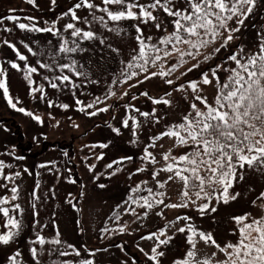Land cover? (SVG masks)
Wrapping results in <instances>:
<instances>
[{
	"label": "rangeland",
	"instance_id": "rangeland-1",
	"mask_svg": "<svg viewBox=\"0 0 264 264\" xmlns=\"http://www.w3.org/2000/svg\"><path fill=\"white\" fill-rule=\"evenodd\" d=\"M78 2L82 0H56L54 5L51 0H37L36 5L27 3V0H0V64L7 73L9 94L14 102L19 100L17 107H24L34 115H39L43 121V123L38 122L33 117L11 108L3 95V90L0 89V159L12 165L11 168L4 169L5 176L17 171L21 173V176L14 181L0 177V185L7 184L6 188L0 187V197H8L10 201L0 207H9L10 214L22 221V227L13 240L8 244L0 243V264H11L10 257L17 252L18 264H37V262L62 264L66 260L78 264L81 259H92L94 264H154L145 255L151 252L154 240L142 239V237L163 229L165 225H168L167 235L173 236V239L168 245H162L158 249L165 252L160 258V264H173L175 260L184 257L189 247L186 242V235L189 233H179L176 229L186 224H192L204 232H211L222 246L228 241L235 242L237 236L231 233L238 225L231 218L244 213H251L253 216L261 214V210L254 206L252 201L264 191V168L258 166L249 168L245 165L243 181H240L238 176L235 186L230 189L232 194L240 193L239 197L228 204L218 203L213 199L211 205L217 210L215 212L208 210L204 215L199 213L197 205L207 202L206 200H197L195 205L190 203L187 208L179 209L165 208L163 205L146 209L129 201L136 215H133L130 209L125 211L128 205L123 202L129 196L136 199L149 195L148 188H151L153 193L164 192L166 194L164 197L157 198L164 199L165 204L181 202V182L169 181L160 188L157 180L165 181L170 173L161 171L155 180L152 175L153 171L162 169L170 162L163 160L164 152L171 149L173 156L178 157L182 154L177 150L179 146L173 147V139L164 137L157 142L155 148H149L156 158V164L140 158L143 149L151 142V137L164 131L166 126L179 123L181 117L189 111L192 93L173 89L178 88L180 84L187 85V82L192 80H201V73L209 72L216 64H223L224 68L235 67L233 62L227 61V57L237 51L240 45H243L245 54L258 51L259 43L264 39V0H256V6L240 26V31L233 34V41L227 48H221L213 59L201 63L199 68L188 72L187 69L197 61L185 57L188 63L178 66L167 77L176 82L174 85L166 84L164 82L166 78L159 76L140 84H137L136 78H133L128 83L118 82L112 86L111 90L116 92V96L108 99H105V96L109 86L112 85L114 78L120 76L121 70L134 55L133 49L137 48L135 37L138 33L134 25L139 24L143 30V38L147 43L153 44L165 35L164 29L168 32L173 30L171 18L162 11L154 12L162 24L161 30L154 27V22L144 24L140 21L122 20L109 21V27L113 29L119 27L124 30L123 32L108 31L101 23L92 20L89 9L81 7L76 9L77 15L81 18L88 17L91 21L90 30L96 32L99 39L80 40L70 36L71 30H64V25L69 22L77 23L78 27L89 30V26L84 24L83 20L76 22L72 20L70 14L64 16V13ZM91 2L104 7L102 0H91ZM140 2L147 3L150 0H140ZM177 6H183V0H177ZM109 7L110 10L117 9L115 5ZM91 12L96 16L105 15L98 9H93ZM10 15H15L19 19L8 20L7 17ZM28 17L34 19L29 20ZM53 22L55 28L61 30L64 38L69 39L70 43L72 40H77L84 51L56 55L61 42L60 36L21 30L17 26L18 23H36L39 27H46L53 26ZM229 27L234 28L237 25L232 21ZM148 37H151V40H147ZM5 40L9 43L4 44ZM219 43L209 47L205 54L219 47ZM11 44L16 45L20 54L27 56L26 61L19 60L17 52L9 46ZM25 45L31 47L36 55L28 52ZM52 56H56L57 63H70L71 60H75L77 70L86 75L77 77L68 69L61 73L53 64ZM199 59L203 60V57ZM178 60L179 57L174 54L158 62L155 67H151V70H167ZM37 61L53 64V70L39 68ZM9 62L19 63L21 68L25 65L38 67V73L32 76L35 83L29 86L22 72L13 69ZM181 73L187 74L181 75ZM61 74L69 75L77 87L72 88L70 84L64 82L59 90L52 89L48 81L44 80L45 76L51 79ZM218 74L222 81L228 75L225 71H220ZM139 79L143 80V74ZM133 84L136 86L130 87ZM40 85L44 87L43 93L30 94V87ZM202 87L203 95L211 102L215 89L212 86L202 85ZM125 91L128 95L120 99ZM145 91L153 98L171 99L172 105L153 104L150 99L141 95ZM167 92H171L170 97L165 96ZM42 95L43 99H41ZM133 96L137 98L132 99ZM185 96L188 99H185ZM96 97H100L104 103L96 104L94 108H86L85 112L79 111L82 105H78L76 100L87 105ZM49 101L52 103L51 107ZM63 104H68L69 108H62ZM129 104L133 107L125 108V105ZM107 105H112L107 112H98L95 116L87 115L88 112ZM135 108H139L141 112H151L155 108L156 117L160 118L159 123H154L151 117L140 116ZM130 117H135L140 123V127L136 129L135 144L131 143L134 137L132 136L133 120ZM126 118H129L127 128L122 125V121ZM114 128H119L120 133L114 132ZM146 139L148 142L143 145ZM104 143L109 146L107 148L98 146ZM92 145L96 147H91ZM160 145L163 147L161 148ZM115 149L116 152L112 155ZM120 150L124 153H118ZM101 154L103 159H97L96 157ZM125 156H131L133 159L124 161L120 165L114 164L112 169L106 167L109 163ZM42 164L46 167H40ZM93 165L95 167L90 168ZM118 167L122 170L109 176V173L114 172ZM138 167H144L146 170L137 172ZM73 180L75 183L72 182ZM101 184L105 187H99ZM137 185L140 186V190L132 193L131 189ZM13 186H19V198L16 201L10 200L12 196L10 188ZM34 190L39 199L31 196ZM190 195L193 200L196 199L191 191ZM152 198L149 196L150 200ZM14 203L21 205L22 214L11 211ZM33 203L35 208L32 207ZM259 203L257 201V204ZM117 205H120L119 209ZM114 210L118 211L119 220L113 217ZM145 211L148 212L146 217L143 214ZM161 211L163 216L157 215ZM177 216H187L191 219L176 221ZM6 219L0 213V233L7 230L4 227ZM171 221L176 223L170 224ZM125 225V230L120 232L119 228ZM104 228H108L109 231L102 232ZM57 230L59 239L64 242L61 245L52 243L43 246L33 245L32 241L36 239L37 234L51 241L56 238ZM164 238L166 237L161 236V239ZM67 244L79 249L81 256L59 255V252L65 250L71 251L67 249ZM33 246L40 250L36 258L31 253ZM85 246L88 251L85 250ZM197 249L201 258L210 257L211 253L216 251L203 242L198 243ZM90 252L94 255H90Z\"/></svg>",
	"mask_w": 264,
	"mask_h": 264
},
{
	"label": "snow or ice",
	"instance_id": "snow-or-ice-1",
	"mask_svg": "<svg viewBox=\"0 0 264 264\" xmlns=\"http://www.w3.org/2000/svg\"><path fill=\"white\" fill-rule=\"evenodd\" d=\"M36 2L37 0H27V3L31 5H36ZM51 2L54 5L56 0H51ZM102 4L104 7L91 2V0H82V2L76 3L68 12L64 13V16L70 14L72 20L76 22L83 20V23L89 26V30H84L78 27L77 23L73 22L65 24L64 30H71L70 36L79 38L80 40L91 41L99 39L97 33L90 30L91 21L88 20V17L81 18L77 15L76 9L81 7L89 9L92 20L101 23L108 31L123 32L124 30L119 27L115 29L109 27V21L119 22L122 20L140 21L144 24L154 22V27L157 30H161L162 24L158 16L154 14V12L159 11H162L171 18L170 23L173 29L171 32L164 29L165 35L160 37L157 43L149 44L143 38V30L139 24L134 25L138 33L135 37L137 48L133 49L134 55L131 56L130 60L121 70L120 76L114 78L112 85L109 86V91L105 96V99H108L116 96V92L112 91L111 88L118 82L128 83L133 78H136L137 84H140L159 76L166 78L164 81L166 84L174 85L176 82L167 77L178 66L188 63L184 59L185 57L197 61L187 69L188 72L199 68L201 63L213 59L215 54L220 52L221 48H227L229 43L233 41V34L240 31V26L244 24V21L256 6V0H183V6L179 7L177 6V0H150L147 3H141L140 0H102ZM113 5L117 6L116 10H110L109 6ZM93 9H98L105 15L96 16L94 12H91ZM7 19L16 21L19 17L10 15ZM27 19L33 20L34 18L28 17ZM232 21L235 22L237 27H229V23ZM17 26L21 30L52 33L53 35L60 36L61 42L59 43L56 55L60 53H76L78 50L84 51L77 40H72L70 43L69 39L64 38L61 30L55 28V22H53V26L46 27H39L36 23H18ZM6 30L11 31V29ZM147 40H151V37H148ZM218 42H220L219 47H215L212 52L205 54L209 47ZM8 43L7 40L4 41V44ZM101 43H103V39H101ZM9 46L17 52L20 61L27 60V56L20 54L15 44ZM25 47L28 52L36 55L31 47L27 45ZM174 54L179 57L176 64H172L167 70H151V67H155L158 62L164 61L166 57ZM200 57H203V60H200ZM52 60L61 73L65 69H68L77 77L86 75L84 72L77 70V62L75 60H71L70 63H57L56 56H52ZM227 61L233 62L235 67L224 68L223 64H216L209 70L211 75H209V72H203L201 73V80H192L187 82V85L180 84L178 88L173 89L174 91H190L192 93V97L189 100V111L181 117L179 123L166 126L164 131L151 137V142L144 147L143 155L140 157L142 160L156 164V158L153 152L149 151V148H155L157 142L164 137L173 139V147L179 146L186 149L178 157L171 154V149L164 152L162 156L163 160L170 162L162 169L153 171L152 174L155 180L161 171L170 173L165 181L161 182L157 180L160 188H163L169 181L181 182V202L165 204L164 199L157 198L164 197L166 195L164 192L153 193V190L148 188L147 192L149 195L140 196L136 199L129 196L123 202L125 205H128L125 211L130 209L132 214L136 215V211L134 208H131L129 201H131V204H136L146 209H153L156 205H163V207L170 209H179L187 208L190 203L195 205L197 200H206L207 202L197 205L199 213L204 215L208 210L215 212L217 210L216 207L211 205L213 199L218 203L228 204L239 197L240 193L232 194L230 189L235 186L238 176L239 180L243 181V169L245 165L249 168L254 166L264 168V39L259 43L258 51L245 54L243 45H240L237 51L227 57ZM9 63L13 69L22 72L29 86L35 83L32 76L34 73H38V67L25 65L24 68H21L19 63ZM37 63L39 64V68L53 70V64L41 63L40 61H37ZM161 69H163V65H161ZM220 71L228 73L226 79L223 81L218 74ZM141 74H143V80L139 79ZM186 74L181 73V75ZM44 80L48 81L52 89L59 90L64 82L70 84L72 88L77 87L72 82L71 77L66 74L53 76L51 79L45 76ZM55 81H60L61 83L58 84ZM93 82L95 83V81ZM202 85L212 86L215 89L211 102H209L207 96L203 95ZM135 86V84L130 85V87ZM0 89L3 90V95L11 108L43 123L39 115H34L24 107H17L19 100L17 99L14 102L13 97L9 94L7 73L2 64H0ZM43 92V85L30 87V94ZM127 95L128 92L125 91L120 99H123V96ZM141 95L147 97L156 105L161 103L168 106L172 105L171 99L153 98L147 91L142 92ZM165 96L170 97L171 92L165 93ZM136 98L135 96L132 97V99ZM41 99H43V95ZM185 99H188V97L185 96ZM76 103L82 105L79 111L85 112L86 108H94L96 104L104 103V100L96 97L92 103L87 105H83V102L80 100H76ZM49 106H52L51 101H49ZM61 107L67 109L69 105L63 104ZM110 107L112 105L97 108L96 111L88 112L87 115L95 116L98 112H107ZM128 107L133 106L130 104L125 105V108ZM134 110L140 116L144 118L151 117L154 123H159L160 118L156 117L155 108L151 112H141L139 108H135ZM130 119L133 120L132 136L134 137L131 143L135 144L137 142L135 139L137 136L136 129L140 127V123L135 117H130ZM122 125L125 128L129 127V118L124 119ZM113 131L117 134L120 133L119 128H114ZM98 146L107 148L109 145L104 143ZM86 147L89 146L86 145ZM91 147H96V145H92ZM160 147L162 148L163 145H160ZM16 158L23 159V157ZM96 158L103 159V154ZM132 159L133 157L131 156L121 157L109 163L106 167L112 169L114 164L120 165L124 161H131ZM11 167V164H6L4 160L0 159V177H4L8 181H14L15 178L21 176L19 171L5 176L4 169ZM40 167H46V165L42 164ZM94 167V165L90 166V168ZM121 170L118 167L114 172H110L109 176L115 175L116 172ZM145 170L144 167L136 169L137 172ZM72 182L75 183L74 180ZM0 187L6 188L7 184L0 185ZM99 187L104 188L105 185L101 184ZM139 190L140 186L137 185L131 189V192L136 193ZM190 191L194 193L195 200L192 199ZM10 192L12 193L10 200L16 201L19 198V186L11 187ZM31 196L39 199L35 190L31 193ZM149 196L153 197L152 200L149 199ZM257 201L260 203L257 204ZM9 202L8 197H0V205H5ZM252 204L261 210V214L253 216L251 213H244L243 215L233 216L231 219L238 227L233 229L231 234L237 236V239L235 242L228 241L223 246L217 242L211 232L198 230L192 224H186L184 227L177 228L176 231L179 233H189L186 235V242L189 247L184 257L175 260L173 264H264V191L259 193L256 199L252 201ZM32 207L35 208L34 203ZM119 207L120 205H117V209ZM11 211L22 214L23 209L19 203H14L12 204ZM0 213L7 218L4 225L7 230L0 233V243L8 244L18 234L22 227V221L15 215L10 214L9 207H0ZM143 214L146 217L148 212L145 211ZM157 215L163 216V212L161 211ZM113 217L116 220L120 219L118 211L114 210ZM190 219L187 216L176 217V221H187ZM176 221L169 223L174 224ZM125 228L126 225L120 227L119 231L123 232ZM167 228L168 225H165L163 229H158L156 232L142 237V239L154 240L151 252L145 253L147 258L153 261L154 264H160V258L165 255L164 251H159L158 249L162 245H168L173 239V236L167 235ZM108 231V228L102 229V232ZM161 236H165L166 238L161 239ZM199 242L213 247L216 251L212 252L210 257L205 256L201 258L197 249ZM32 243L33 245L39 244L43 246L46 243L61 245L64 242L59 239V231L57 230L56 238L53 240L48 241L45 236L37 234L36 239ZM67 249L71 251L65 250L59 252V255L65 257L72 255L76 257L81 256V251L74 245L67 244ZM85 250L88 251L86 246ZM140 250L144 251L143 249ZM39 251L37 247L33 246L31 248L32 256L36 258ZM89 254L94 255L91 252ZM18 256L19 253L17 252L10 257L11 264H18ZM62 264H72V261L66 260ZM78 264H94V261L92 259H81Z\"/></svg>",
	"mask_w": 264,
	"mask_h": 264
},
{
	"label": "trees",
	"instance_id": "trees-1",
	"mask_svg": "<svg viewBox=\"0 0 264 264\" xmlns=\"http://www.w3.org/2000/svg\"><path fill=\"white\" fill-rule=\"evenodd\" d=\"M146 138L148 139V137H146ZM147 139H146L145 142H143V145H145V144L148 142ZM143 145H142V146H143ZM142 146H141V147H142ZM184 149H185V148H182V147H178V148H177V150L179 151V153H182V154H183ZM185 151H186V150H185ZM185 151H184V152H185ZM115 152H116V149L112 152V155H114ZM118 153H124V151L120 150ZM127 154H128V153H127ZM119 155H120V154H119ZM123 155H125V154H123Z\"/></svg>",
	"mask_w": 264,
	"mask_h": 264
}]
</instances>
